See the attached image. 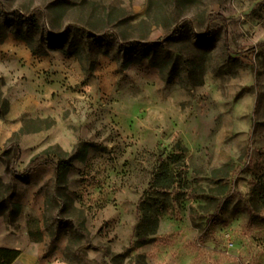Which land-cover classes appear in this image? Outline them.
Instances as JSON below:
<instances>
[{
    "label": "rangeland",
    "instance_id": "1",
    "mask_svg": "<svg viewBox=\"0 0 264 264\" xmlns=\"http://www.w3.org/2000/svg\"><path fill=\"white\" fill-rule=\"evenodd\" d=\"M50 1L0 0V41L60 52L49 78L65 87L54 116L6 139L0 178L18 202L42 200L26 223L39 218L52 264H264V0H95L131 17L102 37L73 20L85 0L48 31Z\"/></svg>",
    "mask_w": 264,
    "mask_h": 264
},
{
    "label": "crops",
    "instance_id": "2",
    "mask_svg": "<svg viewBox=\"0 0 264 264\" xmlns=\"http://www.w3.org/2000/svg\"><path fill=\"white\" fill-rule=\"evenodd\" d=\"M141 9L142 6H137L135 11ZM60 59V52L42 56L34 53L22 38L10 32L0 41V78L9 99V111L0 118V149L6 139L23 126L24 119L54 116V112L63 107L62 91L65 87L61 81L53 82L49 78L50 74L54 77L61 69ZM19 202L23 207L17 222L22 225H17V229L11 228L7 217L1 216L0 247L21 250L12 264H52L54 260L48 254L46 237L32 241L26 223V212L29 210H34L41 217L42 200L33 204L23 200ZM56 245L55 249L59 250L60 243Z\"/></svg>",
    "mask_w": 264,
    "mask_h": 264
},
{
    "label": "trees",
    "instance_id": "3",
    "mask_svg": "<svg viewBox=\"0 0 264 264\" xmlns=\"http://www.w3.org/2000/svg\"><path fill=\"white\" fill-rule=\"evenodd\" d=\"M76 5V0H51L46 5L48 10L51 12L50 22L47 26V30H66L72 22L68 21L67 24H63V19L65 18L68 11L74 9ZM85 5H88L91 8L90 12H87V19H85V23H81L79 19H73L74 22H78L80 28L83 29V32L86 31L84 32L85 34L91 33L92 35L99 37L104 36L108 32L116 34L115 29L117 28V26L131 19V17H129L130 19L119 18L118 8H115V6H108L102 3L100 4L95 0H85L80 4V8H85ZM148 9V12L150 13V6ZM7 16L11 18L15 17L17 19L21 17L20 14L10 10L7 11ZM208 17L211 20L221 19L224 25L227 27L228 20L226 16L222 15L221 13H209ZM29 22L36 26V17L34 15H29ZM6 35L7 33L4 34L3 37L5 38ZM119 36L122 37L121 33L119 34ZM126 38V35L122 37L125 44L128 43V41H126ZM250 49H242L241 52H247ZM8 109V99L3 96L2 91L0 90V118L8 113ZM24 130L25 126H22L19 131L21 132ZM3 153H7V150H3L0 154V157L1 155H3ZM38 160V156L32 158V160L28 164V168L35 164ZM70 168V164L66 160H62V162H59L56 165V184L67 183V174L70 171ZM152 180L155 183L154 185H156L157 187L164 186L165 188L166 186H169V182H167L166 179L163 181L158 179V177H154ZM16 191L17 186L15 184L5 182L0 178V217L6 216L9 226L14 229H17L16 222L19 218V215L21 214L20 212L22 211L23 207L22 203L18 202L15 198L17 194ZM39 222L40 220L38 217H34V219L27 221V227H29L28 232L32 241H40L43 238L42 229L39 226ZM157 223L158 220L156 214L152 213L151 215H145L141 223L142 225L137 227L136 235L138 239L143 242L146 241L147 236L151 235L157 230ZM32 226L35 228L33 229ZM20 253L21 250L9 247H0V264H12L18 258Z\"/></svg>",
    "mask_w": 264,
    "mask_h": 264
}]
</instances>
